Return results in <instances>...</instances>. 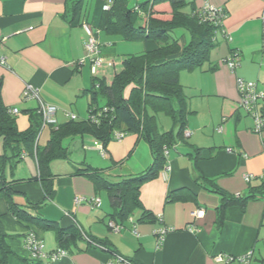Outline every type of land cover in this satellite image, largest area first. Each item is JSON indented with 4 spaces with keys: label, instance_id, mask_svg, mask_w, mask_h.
Returning <instances> with one entry per match:
<instances>
[{
    "label": "crops",
    "instance_id": "0c3cea01",
    "mask_svg": "<svg viewBox=\"0 0 264 264\" xmlns=\"http://www.w3.org/2000/svg\"><path fill=\"white\" fill-rule=\"evenodd\" d=\"M204 3L223 8L222 33L203 66L178 73L190 111L185 127L189 135L176 145L183 147L169 150L165 163L169 169H162L140 187L141 204L154 218L139 220L142 210L136 209L115 231L108 224L114 222L108 216L109 200L96 192L91 180L70 174L81 162L102 168L110 180L146 168L152 162L149 146L132 132L120 141L112 138L105 148L102 146L103 152L98 147L101 141L91 134L67 138L63 144L69 149L68 157L50 162L55 174L53 199L39 209H29L61 227L75 220L83 231L107 241L127 259L118 260L112 252L88 245L85 240L58 244L54 230L18 220L0 196V223L7 233L15 234L6 238L8 247L17 254L12 259L14 264H22L16 257H29L25 247L28 233L37 237L46 254L57 248L65 250L66 254L52 264H242L237 257H249L248 264H264V195L257 193L244 207L227 206L219 223L221 197L214 191L218 187L229 194L247 195L249 184L256 186L260 181H246L244 175L257 176L264 169V124L261 133L253 131L252 116L238 106L236 89L237 77L252 80L258 89H264V0H204L200 6ZM100 7L99 0H89L85 14L98 30L101 43L98 75L109 83L128 53L116 55L115 46L121 39L105 37L96 27ZM0 34L4 37L0 56L5 60L0 64L1 98L6 106L18 108L15 115L19 130L28 128L29 113L39 106L37 99H22L27 83L38 89L41 102L57 108L56 123L71 116H87L89 98L79 103L80 109L77 103L71 106L77 97L87 96L93 78L84 45L87 36L80 23L69 20L65 0H0ZM231 54L239 59L234 72L224 63ZM258 110L264 113V99L258 101ZM83 112L86 116L81 117ZM45 128L48 132L40 143ZM44 129L35 141L40 147L48 140L50 125ZM85 142L93 149L83 151ZM196 147L202 150L201 157L194 161L193 154L187 153ZM6 166V178H22L12 185V198L18 206L43 199L39 182L26 180L37 174L32 155L23 151L12 170L10 164ZM172 191L175 193L170 194ZM77 197L87 200L76 202ZM93 198L99 200L98 205L89 202ZM199 209L204 210L202 216L195 215ZM164 227L173 229L159 244L154 231ZM219 255L233 259L217 261Z\"/></svg>",
    "mask_w": 264,
    "mask_h": 264
},
{
    "label": "trees",
    "instance_id": "16d2710c",
    "mask_svg": "<svg viewBox=\"0 0 264 264\" xmlns=\"http://www.w3.org/2000/svg\"><path fill=\"white\" fill-rule=\"evenodd\" d=\"M65 1L70 21H77L81 25L91 24L90 17L85 14L89 0ZM99 1L101 7L96 27L104 34L116 35L121 40L153 39L157 46L140 53L126 54L121 68L114 73L109 83L103 76L92 73L91 85L86 89L90 93L87 116L81 119L70 117L65 122L50 125L48 140L42 147L35 142L41 127V113L37 108L31 110L28 128L19 130L16 115L10 113V107L2 101L0 79V140L3 147L0 154V196H4L9 212L18 220L54 230L58 244L67 240H85L88 245L110 251L114 256L124 259V256L109 247L107 241L83 231L75 220L71 225L61 227L29 209H39L53 199L55 174L50 169V162L68 157L69 149L63 144L64 139L91 134L105 148L115 138L116 132L124 135L132 132L149 146L152 162L146 168L110 180L102 168L81 162L73 166L70 174L84 176L92 181L96 192H106L111 207L108 216L116 224L120 225L136 209L142 210L139 220H152L153 214L141 204L140 187L159 175L170 148L185 142L188 136L185 135V127L190 111L178 73L180 70L201 67L209 60L210 51L218 42L219 31L222 33V20L226 14L220 7L222 12L212 16L202 6L197 7L196 0H133L131 4L132 0ZM105 4L109 5L108 9L102 8ZM186 7H189L188 11L185 10ZM176 27L187 30L189 39L181 41V37H172L171 32ZM158 112L168 115L174 128L160 131L156 122ZM262 115L264 117V113ZM201 150L196 147L187 154H193L196 161L201 157ZM23 151L32 155L37 163V174L26 180L38 181L44 197L39 202L18 206L12 198V185L22 178L8 179L4 172L7 164H10L9 168L12 170ZM259 181L256 186L249 184L247 195L229 194L218 187L214 189L221 197L218 207L219 223L227 206L238 204L244 207L246 201L256 197L257 193L264 195V180ZM173 193L175 192L170 194ZM94 199L89 202L96 204ZM12 236L15 234L7 233L0 223V264H14L12 259L17 254L6 244V238ZM16 259L22 264L53 263L30 253L29 257L19 256Z\"/></svg>",
    "mask_w": 264,
    "mask_h": 264
},
{
    "label": "built area",
    "instance_id": "2783aa9c",
    "mask_svg": "<svg viewBox=\"0 0 264 264\" xmlns=\"http://www.w3.org/2000/svg\"><path fill=\"white\" fill-rule=\"evenodd\" d=\"M102 8L108 9L109 5L105 4L102 6ZM202 9L211 13L212 16H216L222 12L220 7L210 5L209 3H204V5H202ZM261 18L264 21V12ZM82 27L87 36L84 45L87 51V56L91 63V72L94 74H98L99 69L101 67L100 45H99V40L97 38L98 30L97 29L95 30V28L91 24H88V23H83ZM3 39L4 37L0 34V43L3 41ZM82 62L83 61L81 60L80 63ZM224 63L231 72H234L235 69L239 65V59L237 55L231 54L224 59ZM0 64H5L4 57L2 56H0ZM236 89L239 94V102H238L239 105L238 106L252 116L253 122H254L253 131L257 133H261L263 124H264V117L262 113L258 110V101L261 99H264V89H258L254 81L245 79L243 77L236 78ZM21 96H22V99L24 100H28V99L39 100V106L37 107V111L41 113L42 120H41L40 130L36 136V141H37L40 133L42 132V130L44 129L46 125L56 124L55 112L57 108L54 105H47L41 102L38 96V89L35 86L28 84V83L24 85V88L21 92ZM8 110L12 114L18 113V108L16 107H10ZM71 118H74V116H71ZM185 135H189V133L186 132ZM123 136L124 134L122 132L118 131L115 133V138L118 140H120ZM98 147H99V150L103 152L102 145H99ZM228 150H231V149L228 148ZM165 153L167 154V150H165ZM168 169H169L168 165H165L163 168L164 171ZM253 178L264 180V169L257 176L252 173H247L244 175V179L246 181H250ZM83 199L77 197L75 198V201L79 202ZM94 200H95L96 205H98L99 200L97 198ZM203 214H204L203 209H199L195 213L196 216H202ZM108 224L115 231L120 230L119 224H116L113 221H109ZM172 229H173L172 227H164V228L155 230L154 234L157 236V242L161 244L164 234ZM25 247L32 256L45 258L50 262H54L55 260L59 259L60 257H63L66 254L65 250L60 249V248H57L56 250L51 251L48 254H46L45 252L42 251L41 242L37 239V237L33 233H28L26 235ZM117 259L122 260V258L120 257H118ZM231 259H233V257H222L220 255L216 257L217 261L227 262ZM236 259H238L242 264H248L249 262V257H237ZM109 264H116V262L112 261Z\"/></svg>",
    "mask_w": 264,
    "mask_h": 264
},
{
    "label": "rangeland",
    "instance_id": "374dc122",
    "mask_svg": "<svg viewBox=\"0 0 264 264\" xmlns=\"http://www.w3.org/2000/svg\"><path fill=\"white\" fill-rule=\"evenodd\" d=\"M141 1H143V0H141ZM133 2L134 1L132 0L130 2V4L133 3ZM195 2H196V5L197 6H200L204 2V0H196ZM185 10L188 11L189 10V7H186ZM102 35H104L105 37H118L116 35H109V34H106L105 35L104 32H102ZM171 35H172V37H181V40L185 39V41L189 39V34H188L187 30H185L182 27H176V28H174L173 31L171 32ZM220 35H221V32L219 31L218 36H220ZM143 46H145V47H143ZM156 46H157V42L154 41L153 39H149V40H142V39H140V40H120L117 43V45L115 46V47H117L115 54L116 55H120V56H124L123 54H125V53H133V52L134 53H140V52H143L145 50H148V47L150 49V48H154ZM116 66H117V68L120 67V65H116ZM89 95L90 94L88 93L87 96L86 95H82V96L77 97L75 99L74 103H72L71 106H73L75 103H77L76 106H78V108L80 109L81 105H79V103H83L82 101L88 99L89 98ZM70 109H74V107H69V110ZM82 110H84L83 105H82ZM85 112H83L81 114V117L82 116H86L85 115L86 114ZM19 115H21V113H19ZM156 122H157V126H158V128H159L160 131L167 130V129H170V128H174L173 127L172 120L164 112H158V113H156ZM253 126H254V123H253ZM47 132H48V130H47V128H45L44 131L42 132V136H41V139H40V143L43 142V140L46 138ZM113 139H116V138H113ZM118 141H120V140H118ZM66 142H67V138L64 139L63 143H66ZM142 143L147 144V142H145V140H143V139H142ZM84 144H85V146H83V151L88 152L89 150L93 149L92 146L90 144H88L87 142H85ZM178 147H183V146H176L174 148L171 147L170 150L171 151H175L176 148H178ZM96 154L94 153V156H96ZM97 155L99 157V154H97ZM89 156H92V155H89ZM99 193H101V195H103L104 197H106V199L108 201V196H107V194H106V192L104 190H100Z\"/></svg>",
    "mask_w": 264,
    "mask_h": 264
}]
</instances>
